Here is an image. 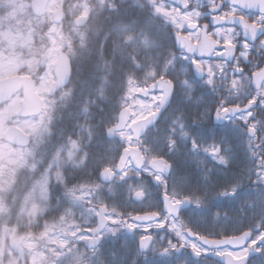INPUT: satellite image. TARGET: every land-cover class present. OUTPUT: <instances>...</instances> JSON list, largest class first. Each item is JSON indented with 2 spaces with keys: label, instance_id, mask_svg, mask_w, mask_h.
I'll use <instances>...</instances> for the list:
<instances>
[{
  "label": "snow or ice",
  "instance_id": "snow-or-ice-1",
  "mask_svg": "<svg viewBox=\"0 0 264 264\" xmlns=\"http://www.w3.org/2000/svg\"><path fill=\"white\" fill-rule=\"evenodd\" d=\"M210 261L264 264V0H0V264Z\"/></svg>",
  "mask_w": 264,
  "mask_h": 264
},
{
  "label": "flooded vegetation",
  "instance_id": "flooded-vegetation-1",
  "mask_svg": "<svg viewBox=\"0 0 264 264\" xmlns=\"http://www.w3.org/2000/svg\"><path fill=\"white\" fill-rule=\"evenodd\" d=\"M201 23H206V21H201ZM183 34L186 35L187 33H183ZM193 43H195V40L194 39H193ZM162 195L163 194L161 192V203H160V205H159L158 208H150V207H148L147 204H145V205H143L144 211H159L160 208H163ZM133 207H140V206L139 205H133ZM127 210L128 211H132V207H129ZM181 219L184 220L185 222H187V214H183L181 216ZM223 223L228 224V222H223ZM223 223H221L220 225L214 226V227L213 226H210V225H207V226H204V227L194 228V231H197V232H199L201 234H205V235L207 234V232L209 230H211V231H218V232H226L227 234H238L236 231H233V232L229 233L227 231V229L224 228ZM150 231L152 232L153 235H155V230H150ZM163 234H164L163 231H161V235H163ZM210 238H219V237H210ZM214 259H218V258H214ZM210 264H213V262L210 261Z\"/></svg>",
  "mask_w": 264,
  "mask_h": 264
},
{
  "label": "rangeland",
  "instance_id": "rangeland-1",
  "mask_svg": "<svg viewBox=\"0 0 264 264\" xmlns=\"http://www.w3.org/2000/svg\"><path fill=\"white\" fill-rule=\"evenodd\" d=\"M223 226H224V228L227 229V231H228L229 233H231V232H233V231H236V229L239 228V227L241 226V223H236V222H231V223H229V222H228V224L223 223Z\"/></svg>",
  "mask_w": 264,
  "mask_h": 264
},
{
  "label": "trees",
  "instance_id": "trees-1",
  "mask_svg": "<svg viewBox=\"0 0 264 264\" xmlns=\"http://www.w3.org/2000/svg\"><path fill=\"white\" fill-rule=\"evenodd\" d=\"M233 222H235V221H233ZM243 226V224H241V227Z\"/></svg>",
  "mask_w": 264,
  "mask_h": 264
},
{
  "label": "water",
  "instance_id": "water-1",
  "mask_svg": "<svg viewBox=\"0 0 264 264\" xmlns=\"http://www.w3.org/2000/svg\"><path fill=\"white\" fill-rule=\"evenodd\" d=\"M219 259V258H218Z\"/></svg>",
  "mask_w": 264,
  "mask_h": 264
}]
</instances>
